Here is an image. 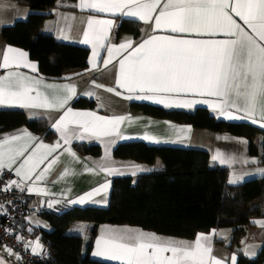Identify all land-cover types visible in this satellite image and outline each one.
I'll return each instance as SVG.
<instances>
[{
	"label": "snow or ice",
	"instance_id": "snow-or-ice-1",
	"mask_svg": "<svg viewBox=\"0 0 264 264\" xmlns=\"http://www.w3.org/2000/svg\"><path fill=\"white\" fill-rule=\"evenodd\" d=\"M77 6L81 10L134 17L152 24L153 32L163 30L171 33L151 35L135 47L134 41L128 38L107 48L108 56L103 65L107 67L114 57H121L116 85L130 94L127 99L151 100L165 107L192 108L196 104H208L221 117L251 120L264 128V0H79ZM86 23L83 43L92 45L90 64L96 68L98 49L104 47L114 21L89 16ZM0 67L38 71L37 64L28 59L27 52L12 46L6 48ZM40 84L41 80L22 72L8 71L0 76V105L60 110L75 93L74 86L64 85L62 87L67 95L50 96L40 91ZM107 91L121 95L115 88H108ZM126 119L131 118L103 117L95 112H74L67 108L53 127L60 133L63 144L69 145L72 136L76 135L71 125H78L83 132L97 137L114 136L120 134L119 126ZM78 138L83 139L82 133ZM144 139L153 138L146 135ZM38 140L26 130L22 134L0 139V171L12 169L17 159L28 152L31 143ZM20 141L25 142L17 143ZM155 142L159 143L158 140ZM61 147L63 145L59 141L54 145L43 141L36 143L35 148L14 169L20 182L12 180L7 187H20L24 181L32 180L34 175L36 181L43 180L58 162L59 156L51 159L39 174L36 170ZM65 151L75 157L70 147ZM214 159L228 162L220 153ZM251 162L257 163L255 160ZM135 167L144 171L139 166ZM100 168L109 174L118 172L103 164ZM258 171L264 174V169ZM68 172L65 169L62 176ZM132 174L135 175V172ZM242 179L243 176L234 175L230 183H238ZM108 188L109 183H105L71 203L83 204L101 192H107ZM33 190L40 191L30 189ZM255 223L264 227V220ZM209 241L210 237L205 234H200L195 242L189 243L165 239L140 229L106 227L96 240L93 255L119 261L120 264H225L224 260L212 255ZM41 248L42 245L36 241L32 251ZM6 250L12 254L11 249ZM0 264H4L2 259ZM230 264H236L235 255L230 257Z\"/></svg>",
	"mask_w": 264,
	"mask_h": 264
},
{
	"label": "trees",
	"instance_id": "trees-1",
	"mask_svg": "<svg viewBox=\"0 0 264 264\" xmlns=\"http://www.w3.org/2000/svg\"><path fill=\"white\" fill-rule=\"evenodd\" d=\"M17 1L28 6L32 13L27 20L3 29L7 44L26 50L38 63L40 74L50 80H64L89 68L87 48L63 43L44 33L58 0ZM140 29V23L123 21L118 34L139 35ZM73 106L91 109L95 103L78 99ZM131 108L196 129L245 137L249 140L250 154L258 155L255 140L259 130L249 124L219 121L205 108L187 112L144 103H132ZM22 128L43 135L46 140L57 138L46 120H31L21 109L0 108V135ZM75 146L85 155L99 157L102 153L99 145ZM113 154L118 160L146 165H154L160 159L164 168L136 179H115L107 208L75 207L60 215H45L52 230H35L33 236H39L47 246L48 262L36 264H117L92 256L94 239L102 224L135 226L187 240L213 229L231 228L229 249L238 253V264H264V248L253 259L237 250L253 221L264 219V178L230 185L229 170L212 167L210 154L205 150L130 142L119 144ZM77 222L88 224L83 235L69 232Z\"/></svg>",
	"mask_w": 264,
	"mask_h": 264
},
{
	"label": "crops",
	"instance_id": "crops-1",
	"mask_svg": "<svg viewBox=\"0 0 264 264\" xmlns=\"http://www.w3.org/2000/svg\"><path fill=\"white\" fill-rule=\"evenodd\" d=\"M79 0H58L56 8L50 13V17L47 20L44 33L49 36H53L58 41L71 45H79L87 48L90 51L89 56V68L83 73H77L68 76L64 80H50L42 76L39 72V65L36 61L31 59L29 53L19 47L9 45L5 42L2 36V31L5 27L12 26L19 21H25L32 13V10L25 5L20 4L17 0H0V63H2L3 54L8 46L21 49L28 53V59L31 62L37 64L38 71L33 72L29 68L20 67L18 69H4L0 67V76L6 75L8 71H19L27 76L41 80L39 85L40 91L48 95H67L68 93L63 89L64 85H71L75 87V93L70 96L64 109H46V108H23L17 105H0V108L21 109L24 110L28 118L31 120H46L49 126L57 133V138L53 140H46L43 135L37 134L30 129L22 128L16 131L5 133L0 135V139L22 134L25 130L31 133L32 136L39 138L38 141L32 142L28 152L24 157L17 159L13 164L12 169L5 168L0 171V176L4 173H11L12 177L10 181L16 180L20 182V177H17L14 169L23 161V159L35 148L36 143L43 141L45 144L54 145L59 141L63 147L57 149L48 161H45L36 170V174H39L47 165V163L56 156H59L58 162L53 165L46 174L43 180L36 181L35 175L32 180L24 181L20 184V187L15 186L17 189L27 191L32 196V201L37 213L29 216L27 220L28 227L34 232L35 230H44L50 232L52 230L51 225L45 219V215L41 211L45 201L49 205L67 204L75 207H98L107 208L110 204V195L112 192L113 181L119 178L132 177L138 178L144 173L151 171L161 170L164 165L160 159L154 165H146L135 163L132 161L118 160L114 157V150L119 144L130 142H145L151 145H170L186 149L205 150L210 154V163L212 167L227 168L229 170V183L235 176H243V179L238 183H230V185L236 186L243 184L251 180H262L264 174L260 173L259 169H264V128L258 123L254 124L251 120L237 119L228 120L221 117L217 112H214L208 104H196L192 108L184 107H165L163 104H157L151 100H129L126 97L130 95L125 89H120L116 85V80L119 75V59L121 57H114L112 63L107 67H104L103 60L107 59V48L112 44H120L126 39L131 38L134 43L133 47L139 44L143 39H147L151 35H171V33L159 30L153 32L152 24H146L134 17H127L120 14L111 13H98L93 10H81L77 5ZM89 16H94L98 19H110L114 21L113 27L109 32V38L104 42V47L99 48V55L97 57V67L93 68L90 64L92 57V45L83 43L84 32L87 30V19ZM238 19V18H237ZM123 21H130L134 23H140L141 29L139 35L132 33L118 34L119 26ZM242 23V22H241ZM67 37V38H65ZM224 38V37H216ZM128 51H131L129 49ZM127 55V53H124ZM47 85H54L55 88H49ZM100 85L101 87H98ZM108 88H115L116 92H120L121 95H117L115 92L107 91ZM131 95H135L132 93ZM194 99H214L210 97H187ZM78 99H86L95 103L94 108L79 109L73 106L74 102ZM132 103H144L162 107L168 110H181L191 112L197 108L208 109L219 121L227 123H245L259 130L255 143L258 151V155H251L249 152V140L245 137H239L229 135L225 133L212 132L204 129H196L191 125L178 124L171 120L154 118L139 112H135L131 108ZM71 108L74 112H95L98 116L114 117L124 116L130 117L126 119L119 126V135L114 136H94L91 133L83 132L78 125H71L70 128L76 130V135H73L69 145H64L61 139L60 133L53 127L54 123L63 115V112ZM237 115H243L237 113ZM190 129V131H189ZM183 130V131H182ZM82 133L83 139L78 138ZM152 137L153 139H144L145 136ZM156 140L159 143L155 142ZM241 141H246L242 143ZM20 141L17 143H24ZM76 144L87 145H99L102 148V153L99 157H93L85 155L80 152ZM71 148V151L75 153L73 157L69 152L65 151L66 148ZM107 151V156H106ZM222 154L223 158L228 162L221 163L220 160L214 159L217 154ZM249 161L245 163L244 161ZM257 161L252 163L251 161ZM103 164L106 167H112L118 170L117 173L109 174L102 171L100 165ZM135 166H139L144 171H139ZM65 169L69 172L67 175H63ZM86 169H94V171H87ZM135 172V175L132 173ZM9 181V182H10ZM109 183L107 192H101L94 196L92 200H89L83 204H73L71 201L76 200L85 193L92 191L101 185ZM9 185V183H8ZM11 186V187H12ZM35 188L40 191H30ZM96 201V202H93ZM39 218V219H37ZM264 220V219H259ZM255 220V221H259ZM253 221V226L250 227L243 238L240 247L237 249L242 252L248 258H256L260 251L264 248V227ZM41 226V227H38ZM88 227L87 223H75L69 230L72 234L83 235ZM133 228L140 229L149 233L142 228L128 225H111L102 224L97 236L94 239L92 256L96 259L107 261L111 263L120 264L119 261L109 260L103 256H95L93 253L96 251V240L101 236L102 231L106 228ZM205 234L210 237V245L212 248V255L218 259L225 261V264H230V257L236 256V264L239 262L238 253L231 251L229 245L232 239L233 230L231 228H223L219 230H211ZM195 239L187 240L183 238H165L176 241H186L189 243L195 242ZM171 237V236H170ZM28 245L32 249L35 246V242L39 241L42 245L41 249H38L36 253H42L45 245L39 236L30 235L26 239ZM0 259L4 261V264H19L15 258L7 256L2 250H0Z\"/></svg>",
	"mask_w": 264,
	"mask_h": 264
},
{
	"label": "built area",
	"instance_id": "built-area-1",
	"mask_svg": "<svg viewBox=\"0 0 264 264\" xmlns=\"http://www.w3.org/2000/svg\"><path fill=\"white\" fill-rule=\"evenodd\" d=\"M11 173L0 176V250L16 259L19 264H36L48 262L49 250L43 245V252H33L26 239L33 231L28 227L29 216L38 212L32 196L15 186L7 187ZM7 187V190H5ZM73 207L67 204L49 206L45 201L41 211L44 214L60 215ZM6 249H11L10 254Z\"/></svg>",
	"mask_w": 264,
	"mask_h": 264
},
{
	"label": "rangeland",
	"instance_id": "rangeland-1",
	"mask_svg": "<svg viewBox=\"0 0 264 264\" xmlns=\"http://www.w3.org/2000/svg\"><path fill=\"white\" fill-rule=\"evenodd\" d=\"M39 219V218H37ZM38 227H41V226H38ZM147 231V230H146ZM149 233H155V232H152V231H149ZM157 236H160V237H165V238H176V237H170V236H164V235H160V234H157L155 233ZM239 248V247H238Z\"/></svg>",
	"mask_w": 264,
	"mask_h": 264
}]
</instances>
